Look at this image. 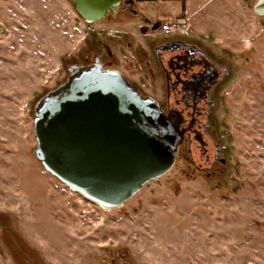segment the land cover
I'll return each mask as SVG.
<instances>
[{"label":"rangeland","instance_id":"1","mask_svg":"<svg viewBox=\"0 0 264 264\" xmlns=\"http://www.w3.org/2000/svg\"><path fill=\"white\" fill-rule=\"evenodd\" d=\"M252 4L137 0L146 17L179 23L176 34L230 66L217 110L231 133L230 162L217 187L185 178L176 160L125 203L103 208L33 155L32 108L96 38L145 37L125 12L89 30L68 0H0V264H264V17ZM152 94L160 99V88Z\"/></svg>","mask_w":264,"mask_h":264},{"label":"water","instance_id":"2","mask_svg":"<svg viewBox=\"0 0 264 264\" xmlns=\"http://www.w3.org/2000/svg\"><path fill=\"white\" fill-rule=\"evenodd\" d=\"M68 1L88 26L121 3ZM252 6L264 17V0ZM66 68V78L33 105V155L67 187L114 208L170 170L178 152L177 119L115 71L82 64Z\"/></svg>","mask_w":264,"mask_h":264},{"label":"flooded vegetation","instance_id":"3","mask_svg":"<svg viewBox=\"0 0 264 264\" xmlns=\"http://www.w3.org/2000/svg\"><path fill=\"white\" fill-rule=\"evenodd\" d=\"M136 3L121 0L116 12L110 10L103 19L122 12L131 15L138 23L136 33L145 37L142 41L134 43L130 32L121 33L123 39L118 44L108 43L104 36L96 38L70 64L115 71L138 93L155 100L165 115L177 119L179 144L174 162L179 160L185 178L207 179L218 187L230 162L231 133L217 114L230 66L196 37L159 33L164 23L146 17ZM156 86L160 99L152 94ZM118 257L125 254L120 252ZM24 260L32 264L30 258Z\"/></svg>","mask_w":264,"mask_h":264},{"label":"built area","instance_id":"4","mask_svg":"<svg viewBox=\"0 0 264 264\" xmlns=\"http://www.w3.org/2000/svg\"><path fill=\"white\" fill-rule=\"evenodd\" d=\"M179 23H166V24H163L162 27H161V32H164L165 34H173L175 32L178 31L179 29ZM180 30V29H179Z\"/></svg>","mask_w":264,"mask_h":264}]
</instances>
